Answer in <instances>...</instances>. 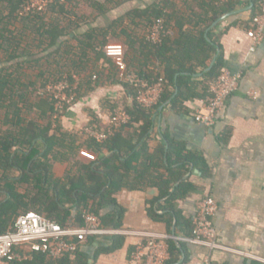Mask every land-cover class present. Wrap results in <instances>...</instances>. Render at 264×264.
I'll return each instance as SVG.
<instances>
[{
  "label": "trees",
  "instance_id": "16d2710c",
  "mask_svg": "<svg viewBox=\"0 0 264 264\" xmlns=\"http://www.w3.org/2000/svg\"><path fill=\"white\" fill-rule=\"evenodd\" d=\"M27 1L0 0V51L7 54V63L23 56L20 49L28 29L36 28L32 34L40 38L46 34L53 38L52 42L57 38L46 31V15L31 17L21 14L20 7ZM252 2L251 20L261 10V0ZM81 3H88L99 15H106L120 7L124 0H57L50 12L70 14L68 9H75ZM182 4L185 11L173 0H159L145 11L133 10L98 34L89 32L85 35L87 40L80 41L83 57L92 51L98 60L105 59L114 68L116 66L105 53L106 44L114 38L124 44L131 73L143 81L153 82L163 75L166 79V91L160 103L150 110L138 103L137 90L125 84L128 94L134 98V103L126 108L132 120L104 143L88 136L81 142L78 135L65 132L57 121L54 126L55 106L50 96H41V100L34 101L32 107L42 109L40 113H31L30 103L34 96L26 93V85L20 78L12 76L11 65L0 69V120L1 111H4V122L11 125L6 130L0 128V236L14 226L19 216L29 212H36L63 228L83 226L85 212H91L101 219L104 228L119 230L123 226L125 211L116 210V196L123 190L145 191L154 187L160 194L149 203V217L165 222L170 235L176 221L184 237L192 236V221L181 216L176 204L196 190L186 175L191 165L205 172V160L186 151L182 144L173 142L168 143L167 150L166 144H162L152 153L150 142L159 108L171 99L176 88L179 91L169 104L178 111V105L184 101L205 97L209 84L224 69L223 55L218 54L221 48L219 37L215 36V29H210L236 6L234 0L227 4L196 0L192 5L189 0H183ZM246 4L249 6L250 2L247 0ZM197 8L199 12H196ZM159 19L166 20L169 37L162 44H151L147 37ZM173 29L178 30L176 39L172 37ZM217 54L214 66L206 71ZM197 73L203 75L196 78L194 74ZM68 75L74 82L72 75ZM176 75H179L177 81ZM92 81L87 82L88 91L94 90ZM42 86L45 88L47 84ZM81 89L82 86L78 98ZM83 148L100 156L106 155L96 163L84 164L78 160ZM57 163L69 166L61 179L54 174ZM108 207L115 211L105 214ZM113 238L114 244L107 252H114L124 244V237ZM168 242L171 260L166 264H184L181 258L185 243L173 238ZM9 264H88V261L77 252L59 261L37 255L33 261Z\"/></svg>",
  "mask_w": 264,
  "mask_h": 264
},
{
  "label": "crops",
  "instance_id": "0c3cea01",
  "mask_svg": "<svg viewBox=\"0 0 264 264\" xmlns=\"http://www.w3.org/2000/svg\"><path fill=\"white\" fill-rule=\"evenodd\" d=\"M158 1L124 0L120 7L106 15H99L92 8L68 9L71 13L66 15L49 10L45 28L57 36L56 40L52 42L53 38L46 34L42 38L32 34V30H37L34 27L28 29L20 49L23 56L7 63V54L0 51V69L11 65L12 76L20 78L26 85V93L34 96L30 103L31 113L41 112L42 108H33L32 103L41 100L43 83L48 85L47 81L71 74L74 82L82 86L81 96L62 118L55 120L53 116L54 126L57 121L65 132L78 135L84 142L87 139L84 131L88 126L98 123L105 127L113 112L119 107L131 106L134 98L128 94L126 83L121 81L116 67H110L105 59L98 60L92 51L85 58L82 56L80 41L87 40L85 35L89 32L98 34L133 10L145 11ZM173 1L185 11L183 0ZM195 1L189 0V3L192 5ZM248 1L249 6L247 0H234L236 9L230 12L232 15L210 29H215V36L219 37L221 48L218 54L221 52L224 60L222 68L240 75L237 90L227 98L214 124L208 127L194 120L200 98L184 101L178 105V111L173 110L169 102L178 92L159 108L156 115L151 152L162 144H166L167 150L169 142L182 144L186 151L202 156L207 167L204 172L191 165L186 178L196 190L177 201L181 216L192 221L198 201L206 196L213 198L218 205L213 224L218 233L217 241L226 250L210 252L204 247L183 242L185 249L181 261L184 264H206V261L211 264H264V39L253 51L250 50L252 41L247 32L251 28L253 9H249L252 2ZM196 12H199L198 8ZM18 28L22 30L21 25ZM172 37L178 38L177 29L172 30ZM111 42L120 43L114 38L108 43ZM218 54L214 58L217 59ZM202 75L194 74L196 78ZM91 79L94 90L88 91L87 82ZM4 116L1 111L0 128L6 130L11 125L4 122ZM40 122L44 123L43 120ZM105 155L83 148L78 160L93 164ZM68 167V164L57 163L55 177L63 178ZM159 194L157 187L145 191H121L116 196V210L125 211L121 229L167 233L165 222L153 220L148 215L149 203ZM114 211L113 207H108L104 213ZM174 231L177 241L182 242V237L189 238L180 233L176 221L172 236ZM113 237H97L93 242L83 244L79 252L88 264H132L131 255L140 239L122 236L125 238L123 246L107 252L114 244Z\"/></svg>",
  "mask_w": 264,
  "mask_h": 264
},
{
  "label": "built area",
  "instance_id": "2783aa9c",
  "mask_svg": "<svg viewBox=\"0 0 264 264\" xmlns=\"http://www.w3.org/2000/svg\"><path fill=\"white\" fill-rule=\"evenodd\" d=\"M57 0H28L22 4L21 14L31 17L45 16ZM104 1V0H100ZM138 1V0H136ZM146 1V0H144ZM227 4L231 0H215ZM251 28L247 37L251 39V51L264 39V0H261L260 13L251 20ZM169 37L166 20L159 19L151 28L148 41L152 44H162ZM105 53L117 68L121 81L137 90V101L144 109L150 110L160 103L166 91V79L163 75L157 80L143 81L129 71L126 62V51L122 44L111 42L106 44ZM96 80V76L94 77ZM240 75L227 69L209 84L205 97L199 99V107L195 110L194 120L204 126H212L218 112L224 107L227 98L237 90ZM79 85L72 82L68 76L56 83L48 84L40 91L42 97L50 96L54 101V118L63 117L66 110L77 102ZM132 120L124 108L113 112L109 123L102 127L98 123L88 126L84 135L104 143ZM218 211L217 202L211 197H204L197 203V212L192 220L193 231L189 238H180L182 242L200 246L210 252L226 250L218 241V233L213 219ZM103 236H133L140 241L131 255L132 264H166L171 260L169 239L176 237L162 232L129 231L104 228L101 219L91 212H85L84 225L80 227L63 228L36 212L21 215L14 226L0 236V263H24L33 261L35 256L44 255L59 261L75 255L81 246L92 238ZM206 264H211L206 261Z\"/></svg>",
  "mask_w": 264,
  "mask_h": 264
},
{
  "label": "water",
  "instance_id": "95a60500",
  "mask_svg": "<svg viewBox=\"0 0 264 264\" xmlns=\"http://www.w3.org/2000/svg\"><path fill=\"white\" fill-rule=\"evenodd\" d=\"M251 2L253 1V0H250ZM254 8V4H253V2L251 3V6H250V8L249 9H253ZM230 15H232L231 13L230 14H227V15H225L224 17H222L221 19H219L217 22H215L214 24H213V26H212V28H214V27H216L222 20H224L225 18H227V17H229ZM215 62H216V58H214V60L212 61V63H211V65L206 69L207 71H210L211 69H212V67L214 66V64H215ZM176 92H178V89H177V91ZM175 96V94L173 95V97ZM161 110H163V108H161ZM174 237H175V231H174Z\"/></svg>",
  "mask_w": 264,
  "mask_h": 264
},
{
  "label": "rangeland",
  "instance_id": "374dc122",
  "mask_svg": "<svg viewBox=\"0 0 264 264\" xmlns=\"http://www.w3.org/2000/svg\"><path fill=\"white\" fill-rule=\"evenodd\" d=\"M85 8H90L88 3H81L78 6H76V9H85ZM46 18H48V16H46ZM45 18V19H46ZM69 66V65H68ZM68 68V67H67ZM69 74V73H68ZM69 76V75H68ZM50 83H56V82H50Z\"/></svg>",
  "mask_w": 264,
  "mask_h": 264
}]
</instances>
